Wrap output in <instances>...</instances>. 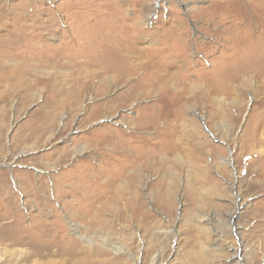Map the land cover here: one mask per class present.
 <instances>
[{
  "label": "rangeland",
  "instance_id": "374dc122",
  "mask_svg": "<svg viewBox=\"0 0 264 264\" xmlns=\"http://www.w3.org/2000/svg\"><path fill=\"white\" fill-rule=\"evenodd\" d=\"M5 237L0 264H264V0H0Z\"/></svg>",
  "mask_w": 264,
  "mask_h": 264
},
{
  "label": "bare ground",
  "instance_id": "6f19581e",
  "mask_svg": "<svg viewBox=\"0 0 264 264\" xmlns=\"http://www.w3.org/2000/svg\"><path fill=\"white\" fill-rule=\"evenodd\" d=\"M188 10H191V8H189ZM213 10V9H212ZM96 29V28H95ZM82 40V39H81ZM100 46V45H99ZM97 50H99V49H97ZM101 60V59H100ZM117 63V62H116ZM115 63V64H116ZM107 65V64H106ZM110 66V65H109ZM150 66V65H149ZM111 68V67H110ZM59 69V68H58ZM111 70V69H110ZM138 75V74H137ZM129 80V79H128ZM150 82V81H149ZM153 83V82H152ZM136 85V84H135ZM85 98V97H84ZM161 110V109H160ZM139 120V119H138ZM48 132V131H47ZM84 149V148H83ZM85 150V149H84ZM84 150H81V151H84ZM95 198V197H94ZM81 238H83V237H81ZM19 239V238H18ZM18 239H14V240H12V239H8L7 237H5V238H0V242H5V241H10V243L11 244H18L20 241H22V240H18ZM24 239H25V243H26V245H28V246H30L31 247V251H27V252H25V257L22 259L23 261H25V262H31L32 261V259L34 258V257H37V256H41V257H43V256H45V255H49V254H52L53 255V253L51 252V249L53 248V245L54 244H38V243H36V241H34L33 239H32V236H26V237H24ZM24 244V243H23ZM71 245V244H70ZM75 250V249H74ZM65 254V253H67V254H71V252L70 251H68V250H66V249H64V251H63V248L61 249V251H60V253L59 254ZM74 253V252H73ZM76 254V253H75ZM56 255V254H55ZM74 255V254H73Z\"/></svg>",
  "mask_w": 264,
  "mask_h": 264
}]
</instances>
